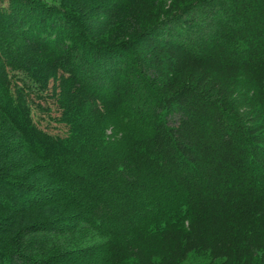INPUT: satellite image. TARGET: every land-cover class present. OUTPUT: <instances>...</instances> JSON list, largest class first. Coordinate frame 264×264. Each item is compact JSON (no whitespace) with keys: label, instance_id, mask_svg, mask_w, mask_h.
<instances>
[{"label":"trees","instance_id":"16d2710c","mask_svg":"<svg viewBox=\"0 0 264 264\" xmlns=\"http://www.w3.org/2000/svg\"><path fill=\"white\" fill-rule=\"evenodd\" d=\"M192 255L264 264V0H0V264Z\"/></svg>","mask_w":264,"mask_h":264},{"label":"rangeland","instance_id":"374dc122","mask_svg":"<svg viewBox=\"0 0 264 264\" xmlns=\"http://www.w3.org/2000/svg\"><path fill=\"white\" fill-rule=\"evenodd\" d=\"M4 4L6 5V1H4ZM42 104V106L44 107V111H39L36 110V112H34V118L35 119H39L42 118L40 120V126L42 128L48 129L50 130V132H54V133H58V131L60 130L58 124H56V122H54L52 120V118H55V116H57V111L56 108L54 107V105L52 103H44V102H40ZM50 109L48 111H46L45 109ZM119 119H121L119 125L124 126L125 123L127 122V124L130 123V121H127V118L123 117V116H119ZM121 127V126H120ZM110 129H107V133H109ZM79 238L81 241H83V245L85 244H89L92 242L98 243L99 242V238L92 232H87V233H80L79 234ZM209 261L205 258H200L197 256H190L187 261L184 264H208Z\"/></svg>","mask_w":264,"mask_h":264}]
</instances>
